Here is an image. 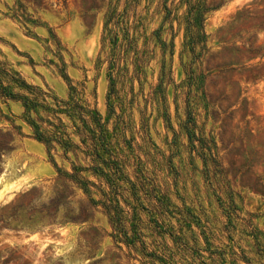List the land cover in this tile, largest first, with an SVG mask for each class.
I'll return each instance as SVG.
<instances>
[{"label":"rangeland","instance_id":"374dc122","mask_svg":"<svg viewBox=\"0 0 264 264\" xmlns=\"http://www.w3.org/2000/svg\"><path fill=\"white\" fill-rule=\"evenodd\" d=\"M12 77L52 108L75 88L116 164L59 114L78 157L53 143L36 178L0 98V264H264V0H0V83L28 94Z\"/></svg>","mask_w":264,"mask_h":264},{"label":"trees","instance_id":"16d2710c","mask_svg":"<svg viewBox=\"0 0 264 264\" xmlns=\"http://www.w3.org/2000/svg\"><path fill=\"white\" fill-rule=\"evenodd\" d=\"M12 80L18 84L21 89H25L28 94L14 92L12 85L6 86L1 82L0 98L23 103L25 107L24 119L33 127L34 138L46 145L50 156H52V150L54 149L53 143L59 144L64 149V157H67L70 151L81 148L80 145L75 144L71 140V135L66 132V127L62 125V121L58 117L59 114H65L74 124L76 133L81 137V143L85 147L86 153L97 163V166L94 168L95 170L98 169V165L110 168L113 164H116V146L113 142L112 135L102 124V116L97 110L91 109L88 104L86 105L85 102L83 104V102L77 98V94H74L75 88L70 86V96L67 100L54 97L53 100L56 108H52V106L44 100L43 96L45 93L42 89L29 85L19 78L12 77ZM38 109L49 112L53 115V119L58 121L59 124L55 125L52 120L41 118L37 120L31 119L29 117L30 113H37ZM40 122L49 123L55 130L53 132L43 131ZM53 164L58 168L56 162H53ZM74 169L77 168L74 166Z\"/></svg>","mask_w":264,"mask_h":264},{"label":"crops","instance_id":"0c3cea01","mask_svg":"<svg viewBox=\"0 0 264 264\" xmlns=\"http://www.w3.org/2000/svg\"><path fill=\"white\" fill-rule=\"evenodd\" d=\"M70 96V93L68 95V98ZM9 102V101H7ZM11 104L16 105V107L18 108V113H20L21 111V106L23 105L20 101H11ZM24 108V112H25V107L23 105ZM32 128V127H31ZM28 140V144H27V149H28V155L30 156V165L31 167H29V171L30 174L35 175L36 178L40 179V178H51L54 176H58V174L60 173V169L56 168V166L53 163H49L47 161L44 160V156H46L48 154V150L45 144L39 142L38 140H36L34 138V136H31L30 138L27 139ZM24 153V151H23ZM22 153V154H23ZM74 156L77 158V152L74 151ZM69 155V153H68ZM64 157L68 162H71V164H74V161L70 158V156ZM19 158V153L15 154L12 157V160H18ZM58 166V165H57ZM59 169V171H58Z\"/></svg>","mask_w":264,"mask_h":264}]
</instances>
